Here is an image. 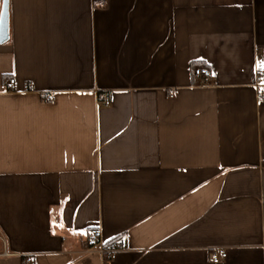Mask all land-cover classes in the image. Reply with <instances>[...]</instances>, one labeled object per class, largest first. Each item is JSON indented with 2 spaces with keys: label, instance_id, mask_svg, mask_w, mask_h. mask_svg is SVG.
<instances>
[{
  "label": "crops",
  "instance_id": "obj_1",
  "mask_svg": "<svg viewBox=\"0 0 264 264\" xmlns=\"http://www.w3.org/2000/svg\"><path fill=\"white\" fill-rule=\"evenodd\" d=\"M8 1L0 264H264V0Z\"/></svg>",
  "mask_w": 264,
  "mask_h": 264
},
{
  "label": "built area",
  "instance_id": "obj_2",
  "mask_svg": "<svg viewBox=\"0 0 264 264\" xmlns=\"http://www.w3.org/2000/svg\"><path fill=\"white\" fill-rule=\"evenodd\" d=\"M193 74L194 77L196 78H205V77H210L211 76V71L207 68V67H195L193 69ZM257 76L259 78V83L257 84L258 87V95L260 99H264V82H262V80H264V71L260 70V67L257 69ZM10 84H14L15 83V79L12 78L9 80ZM171 96H173V92L171 93ZM109 102V95L108 93H102L100 95L99 98V103H101L102 105L107 106ZM93 235V239L96 241H99L101 239L102 236V232L100 229H94L92 230V234ZM120 249L119 246L113 247L111 249L108 250H102V252H106L107 253V258H111L114 254V252L118 251ZM210 259L214 262V263H219L221 262L223 259H225L228 256V253L226 251V249L224 248H213L210 251ZM34 260V257L32 254H26L23 256V260H22V264H31Z\"/></svg>",
  "mask_w": 264,
  "mask_h": 264
},
{
  "label": "water",
  "instance_id": "obj_3",
  "mask_svg": "<svg viewBox=\"0 0 264 264\" xmlns=\"http://www.w3.org/2000/svg\"><path fill=\"white\" fill-rule=\"evenodd\" d=\"M9 2L3 0L0 15V42H5L9 38Z\"/></svg>",
  "mask_w": 264,
  "mask_h": 264
},
{
  "label": "snow or ice",
  "instance_id": "obj_4",
  "mask_svg": "<svg viewBox=\"0 0 264 264\" xmlns=\"http://www.w3.org/2000/svg\"><path fill=\"white\" fill-rule=\"evenodd\" d=\"M259 67H260V70H261V71H264V61H261V62H260Z\"/></svg>",
  "mask_w": 264,
  "mask_h": 264
}]
</instances>
